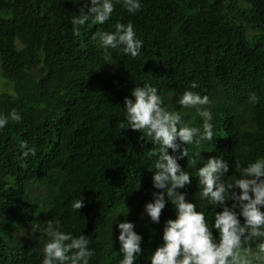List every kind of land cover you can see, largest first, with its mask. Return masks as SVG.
<instances>
[{
  "label": "trees",
  "instance_id": "1",
  "mask_svg": "<svg viewBox=\"0 0 264 264\" xmlns=\"http://www.w3.org/2000/svg\"><path fill=\"white\" fill-rule=\"evenodd\" d=\"M140 3L134 14L115 4L107 23L89 20L76 36L71 21L82 8L87 13L90 0L87 7L84 0H0V77L10 87L0 92V116L15 109L22 117L0 129V264H42L49 220L87 236L95 253L89 264H120L118 225L132 222L142 236L134 264H151L177 211L166 195L159 223L145 211L163 190L153 186L154 145L127 125L125 99H135L136 87H155L165 107L181 112L182 125L201 130L203 117L178 100L186 90L209 97L214 137L181 144L201 153L195 165L178 159L191 175L178 191L209 227L223 209L200 198L198 169L222 158L231 182L241 176L235 160L247 167L264 158V0ZM117 22H131L143 41L137 58L101 46L97 33L114 32ZM252 93L259 103H249ZM24 142L35 156L24 157ZM80 198L84 207L73 210Z\"/></svg>",
  "mask_w": 264,
  "mask_h": 264
},
{
  "label": "clouds",
  "instance_id": "2",
  "mask_svg": "<svg viewBox=\"0 0 264 264\" xmlns=\"http://www.w3.org/2000/svg\"><path fill=\"white\" fill-rule=\"evenodd\" d=\"M121 2L130 14L142 8L140 0H115V3L113 0H90L91 7L87 13L82 8L81 14L71 21L74 34L79 36L81 26L89 20L96 24L107 23L115 11V4ZM88 3L89 0H84L85 7ZM114 28V32L97 33L101 46L104 49H119L133 59L137 58L143 41L136 37L133 24L117 22ZM191 87L196 88L197 84L193 82ZM131 95L134 100L125 99L127 125L141 132V139L146 138L154 145L149 152L150 156L157 157L153 186L163 190L153 193L154 202L147 203L145 211L152 222L159 223L167 204L165 195L177 211V218L167 221L164 244L155 250L151 264H264V158L249 163L247 167H241V162L235 160V169L241 176L231 182L225 180L230 166L222 158H210L198 169V181L203 186L200 198L223 209L216 212L214 224L209 227L205 214L186 200V193L178 191L191 184V175L181 167L178 159L188 157V167H191L196 164V157L201 156L199 152L191 155L187 146L181 149V144L198 146L202 141H212L214 137L210 122L212 114L206 107L211 103L209 97L186 90L178 100L181 108L195 109L203 117L201 130L182 125L181 112L165 107L155 87H136ZM249 103H259V98L252 93ZM9 119L19 123L22 117L15 109L8 116H0V129L7 126ZM20 147L26 149L27 143H22ZM169 149L180 151V156L170 155ZM29 154L35 156V148H27L23 152L24 157ZM229 201L233 202L231 206ZM83 207V198L72 204L76 211ZM61 227L58 220H49L42 230L41 238L47 237L43 243L42 264H89L95 253L89 249L87 236L76 237L71 232L61 231ZM118 227L120 252L123 254L120 264H134L137 255L142 253V236L134 231L132 222H121ZM213 229L218 230V239Z\"/></svg>",
  "mask_w": 264,
  "mask_h": 264
},
{
  "label": "rangeland",
  "instance_id": "3",
  "mask_svg": "<svg viewBox=\"0 0 264 264\" xmlns=\"http://www.w3.org/2000/svg\"><path fill=\"white\" fill-rule=\"evenodd\" d=\"M2 78L0 77V92H3V91H10V87H6L3 83H2Z\"/></svg>",
  "mask_w": 264,
  "mask_h": 264
}]
</instances>
